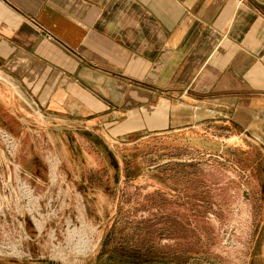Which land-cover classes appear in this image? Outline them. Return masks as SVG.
Segmentation results:
<instances>
[{
    "label": "rangeland",
    "instance_id": "374dc122",
    "mask_svg": "<svg viewBox=\"0 0 264 264\" xmlns=\"http://www.w3.org/2000/svg\"><path fill=\"white\" fill-rule=\"evenodd\" d=\"M20 90L0 68V128L16 139L11 155L0 139V264H264L256 141L195 120L179 131L78 141L68 163L60 131L45 129Z\"/></svg>",
    "mask_w": 264,
    "mask_h": 264
},
{
    "label": "crops",
    "instance_id": "0c3cea01",
    "mask_svg": "<svg viewBox=\"0 0 264 264\" xmlns=\"http://www.w3.org/2000/svg\"><path fill=\"white\" fill-rule=\"evenodd\" d=\"M0 68L68 163L78 141L195 120L264 147V1L0 0Z\"/></svg>",
    "mask_w": 264,
    "mask_h": 264
},
{
    "label": "built area",
    "instance_id": "2783aa9c",
    "mask_svg": "<svg viewBox=\"0 0 264 264\" xmlns=\"http://www.w3.org/2000/svg\"><path fill=\"white\" fill-rule=\"evenodd\" d=\"M257 1V0H256ZM264 1V0H258ZM49 36V34H47ZM0 139L1 143L4 145L5 151L8 155H11L13 150L15 149L16 139L7 131L0 128Z\"/></svg>",
    "mask_w": 264,
    "mask_h": 264
},
{
    "label": "trees",
    "instance_id": "16d2710c",
    "mask_svg": "<svg viewBox=\"0 0 264 264\" xmlns=\"http://www.w3.org/2000/svg\"><path fill=\"white\" fill-rule=\"evenodd\" d=\"M124 248V247H123ZM122 248V249H123ZM121 255H123V256H130V257H132V258H135V259H138L139 258V256H141V250H137V251H135L133 254L132 253H130V254H127V253H124V251L122 250L121 251Z\"/></svg>",
    "mask_w": 264,
    "mask_h": 264
}]
</instances>
